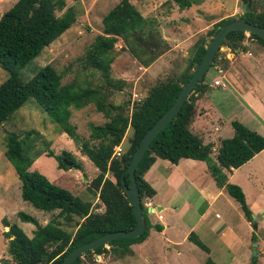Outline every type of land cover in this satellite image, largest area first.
Listing matches in <instances>:
<instances>
[{"label":"trees","instance_id":"trees-1","mask_svg":"<svg viewBox=\"0 0 264 264\" xmlns=\"http://www.w3.org/2000/svg\"><path fill=\"white\" fill-rule=\"evenodd\" d=\"M171 1L180 11L198 2ZM240 1L248 4V11L244 8L238 18L229 17L214 23L205 36L195 43L183 72L153 86L142 100L122 104L112 102L115 91H121L124 86L123 82L111 77L118 41L123 42L121 49L144 68L170 49L155 29L153 21L144 18L128 0H121L102 18V34L95 37L86 52L85 66L98 72L102 79V83L96 86L82 85L75 80L62 84V75L49 65L37 70L27 80L22 76L33 60L75 23L76 13L72 7L66 8V0H18L0 15V69L7 73V78L0 84V126L27 102H34L61 133L77 143L81 155L94 165L97 175L88 187L104 207L101 213L92 212L88 200L52 184L38 172L29 171L34 159L24 147L26 142L15 133L7 134L4 157L13 166L21 183L22 201L39 211H57V214L41 226L34 217L18 212L20 222L34 225L32 237H28L17 224L3 220V226L8 228L3 236L7 239V254L12 261H4L5 264H61L71 251L85 243L112 232L130 231L136 227L132 206L123 190L122 180L125 186H129V177L124 171L143 136L169 110L197 70L217 30L235 20L264 28V0ZM245 37L242 31L227 34L208 70L182 108L149 144L134 171L141 202L146 198L151 199L156 193L144 179L156 159L171 164H177L181 159L202 161L207 164L216 186L224 189L238 203L246 221H252L253 214L242 189L228 183V174L264 150V137L233 120L230 122L232 137L222 139L214 150L213 145L205 144L203 138L190 129L197 115V101L207 89L204 82L206 74L215 64L224 60L219 54L220 49L227 47L234 53L240 48L244 50L242 43ZM248 37L264 47V41L257 35L249 34ZM89 105H93L95 112L106 121L101 125H89L88 138L82 139L70 122L71 113L72 110H81ZM128 129L132 131L128 147L116 155L115 148H120ZM31 135L39 138L38 134L29 131L24 139L28 140ZM47 156L54 157L59 170H82L80 161L69 151L63 150L55 155L47 150ZM143 218L146 227L137 238L115 239L106 246L87 252L72 264H83V257L91 254H113L117 259L129 255L130 246L142 243L149 235V223L144 215ZM153 229L161 232L163 227L155 225ZM188 239L209 253V249L193 233ZM252 242H256L255 238H252ZM204 264L216 263L208 258ZM250 264H258L257 258Z\"/></svg>","mask_w":264,"mask_h":264},{"label":"rangeland","instance_id":"rangeland-1","mask_svg":"<svg viewBox=\"0 0 264 264\" xmlns=\"http://www.w3.org/2000/svg\"><path fill=\"white\" fill-rule=\"evenodd\" d=\"M17 1L0 0V15ZM66 1V8L72 7L76 13L75 23L45 48L23 71L22 76L27 80L37 70L49 65L62 75V84L75 80L82 85H99L102 83L100 74L85 66L84 58L95 37L102 34V18L121 0ZM128 1L144 18L153 21L155 29L168 44L170 43L169 48L172 50L169 49L149 67L144 68L121 49L124 45L119 40L115 46L116 59L111 67V77L123 82L124 86L121 91H115L112 100L115 104L142 100L153 86L178 76L185 69L197 40L205 36L214 23L229 17L238 18L244 11L240 0H198L197 4L183 11L178 10L171 0ZM248 36L246 34L242 43L244 50L240 48L236 53H231L224 47L220 49L219 54L224 60L207 72L204 81L207 86L206 92L197 101V115L192 133L200 131L204 140L213 145L214 150L222 139L232 137L230 122L233 120L241 122L248 129L264 137V47ZM219 68L222 70L221 73L216 70ZM6 78L7 73L0 69V84ZM215 80L223 83L225 88L214 86ZM105 121L101 114L95 112L93 105L81 110H72L70 118L71 124L76 127V133L82 139L88 138L89 125H101ZM213 124L220 126L219 132L214 131ZM29 131L38 134L39 138L31 135L25 140ZM9 133H15L20 140L26 142L24 147L34 159L29 171L38 172L52 184L68 190L74 196L88 200L91 202L92 212L104 211L97 195H92L88 187L97 175L94 165L81 155L77 143L61 133L34 102H27L10 120L0 126V264H5L4 261L12 262L7 254V239L3 236L8 230L3 226V220L9 224H17L30 237L35 227L30 223L20 222L18 212L34 217L41 226L57 214V211L53 213L39 211L22 201L21 183L13 166L4 157L5 137ZM131 135L132 131L128 129L120 153L127 149ZM47 150L55 155L63 150L69 151L80 161L82 170L57 169L54 157L47 156ZM193 168L185 167L181 171L189 179L198 176L201 182L193 181L194 185L199 187V184H203L208 190L211 186L210 192L217 196L214 199L206 198L190 184L179 186L178 172H174L172 177L175 186L167 190L159 177L158 183L154 185L159 197L155 196L151 201L152 208L157 212H148L149 198H146L141 203L143 215L149 223L152 241L163 242L164 237L153 232V227L155 225L163 227L161 224L163 222L170 226L167 237L170 235V240L176 246H170L167 252L164 249H156L148 258L153 259L156 264H204L208 258L216 264H250L253 245H256L254 258H257L258 264H264V216H261L263 214L261 212L264 211V151L233 171L228 178V183L242 189L247 205L255 213L252 217L258 224L256 230H253L252 221L250 224L245 223L238 203L226 191L222 190L218 195V189L208 172V167L205 173ZM152 170L155 169L152 167ZM152 173H149V179L154 175ZM204 174L208 176L209 183L202 177ZM158 206H163L164 209L158 211ZM257 208H260L259 212ZM158 214L163 217L162 221L158 219ZM192 227L194 230H190ZM192 233L209 249V253L201 251L184 236L186 234L190 236ZM252 238H255V243L252 242ZM143 259L144 256L138 254L133 262L143 264ZM116 260L117 257L113 254H91L83 257V264H112ZM127 262H132V259L126 257L117 264Z\"/></svg>","mask_w":264,"mask_h":264},{"label":"water","instance_id":"water-1","mask_svg":"<svg viewBox=\"0 0 264 264\" xmlns=\"http://www.w3.org/2000/svg\"><path fill=\"white\" fill-rule=\"evenodd\" d=\"M242 8H246L248 11V4H242ZM234 31H242L245 34H254L260 37L264 41V28L249 24L247 22L235 20L229 23H226L221 28L217 30L215 35L212 37L206 52L197 68L194 72L191 79L184 85L178 97L176 98L173 105L169 108V110L161 116V118L146 132V134L141 139L138 148L134 152L131 161L124 171V173L128 174L129 177V186L124 185V181L122 180L123 190L128 198L130 205L132 206V211L136 219V227L130 231H117L106 234L97 238L91 242L85 243L73 251H71L61 262V264H72L77 258L86 254L89 251H92L96 248L106 246L111 241L118 238H127L134 239L140 236L145 230V221L142 215V207L141 200L139 197V191L136 187L134 171L143 158L145 152L147 151L149 144L153 140V138L171 121V119L179 112L182 108L184 102L193 91L195 86L199 83V80L204 76L209 66L211 65L213 58L217 51L219 50L223 40L230 32ZM228 49L227 47H224ZM231 53H234L230 50ZM160 209V208H159ZM152 209H148V212H152ZM85 217V216H84ZM253 226V230L257 228V221L252 219L251 222ZM256 245H253L252 251V261L254 260V256L256 255L255 250Z\"/></svg>","mask_w":264,"mask_h":264},{"label":"crops","instance_id":"crops-1","mask_svg":"<svg viewBox=\"0 0 264 264\" xmlns=\"http://www.w3.org/2000/svg\"><path fill=\"white\" fill-rule=\"evenodd\" d=\"M170 46V43L168 44ZM172 49H170L171 51ZM169 51V50H168ZM195 122V120H194ZM194 122L192 123L191 125V131H194ZM193 126V127H192ZM213 127L214 128V131L215 132H219L220 130V126L218 124L214 125L213 124ZM196 130V129H195ZM207 132H210V131H207ZM195 134L199 135L200 137L203 138V135L200 131H195L194 132ZM203 142L205 144H207L208 142H206L203 138ZM120 149H122V146H120ZM264 151V150H263ZM254 158V157H253ZM252 158V159H253ZM159 161H162V162H159ZM248 163V162H247ZM245 165V164H244ZM190 166H193L194 168L196 169H200L202 170L204 173H205V169H207V165L202 162V161H195V160H190V159H181L177 164H171L170 162L166 161V160H162V159H156V161L154 162V164L151 166V168L145 173L144 175V179L145 181H147L149 183V185H151V187L155 190L156 192V187H154V185H156L158 182L157 180L159 179V177L161 178L160 179V182L163 183V185L166 187V190L169 189V188H173L175 186L174 182L172 181V177H173V173L174 172H178L180 173V177L179 178V186H184V185H192L194 187H196L194 185V182L193 181H196V182H201L200 179H198V176H195V178L193 179H189L181 170L185 167H188L190 168ZM152 167L153 169L155 170H152ZM242 167V166H241ZM193 168V169H194ZM239 169V168H238ZM237 170V169H236ZM153 171V173H152ZM207 171V170H206ZM233 171H235V169L232 170L231 173L228 174V178L231 177ZM149 173H152L154 174L153 176H151V178L149 179L148 176L150 175ZM158 175V177H157ZM205 175V174H204ZM203 178L207 179L208 183H209V178L207 175L205 176H202ZM201 178V179H203ZM214 181V180H213ZM200 186L199 187H196V190L199 191V193L203 194V197H213V199L217 196L216 194H214L213 196V193L210 192L211 190V186H210V190L207 189V186L204 187L203 184H199ZM217 187V186H216ZM218 195L221 194L222 190L224 189H221V188H218ZM174 190V189H173ZM225 191V190H224ZM176 192V191H174ZM158 196V193L156 192L154 197ZM152 197L150 199V202L153 201V198ZM210 206V204H209ZM160 208V209H159ZM158 211H161L164 209L163 206H158L157 207ZM258 209V212L260 211V208H257ZM252 212V210H251ZM261 213H263L261 216H264V211H262ZM252 214L254 215L255 213L252 212ZM163 220V217L162 219H160V221ZM246 220V219H245ZM261 222V221H260ZM246 224H250V222L246 221L245 222ZM163 225V230L161 232H157L153 229V232L157 235H160L162 237H164L163 239V242L160 241V240H155V241H152L153 238H150V234L148 235L147 239L144 240L142 243H138V244H134L132 246H130V250H131V253L123 258H120V259H117L116 261H114L112 264H117L119 263L120 261L124 260L126 257L132 259V262H127V264H134L133 262V259L135 257H137L138 254H142L144 256V259H143V264H156V262L152 261L153 259L151 258H148L149 254L151 252H153L154 250H160V249H164V251H169L170 250V246H176V244H174L173 241L170 240L171 236L169 235V237H167V232L169 231L170 229V226L169 225H165L163 222L161 223ZM258 225V224H257ZM219 227V226H218ZM216 227V228H218ZM193 229L194 230V227L190 228V230ZM213 229V228H212ZM34 231V230H33ZM224 231H222L221 233L223 234ZM185 237L189 235H184ZM32 237V235L30 236ZM155 238V237H154ZM151 239V241H150ZM157 239V238H155ZM150 241V242H149ZM202 251V250H201ZM106 261V260H105ZM104 262V261H103Z\"/></svg>","mask_w":264,"mask_h":264},{"label":"built area","instance_id":"built-area-1","mask_svg":"<svg viewBox=\"0 0 264 264\" xmlns=\"http://www.w3.org/2000/svg\"><path fill=\"white\" fill-rule=\"evenodd\" d=\"M216 68V67H215ZM217 70V72L218 73H221L222 71H221V69L219 68V69H216ZM213 85L214 86H216V87H221V88H225V85L223 84V83H221L219 80H215L214 82H213ZM136 96V95H135ZM119 153H120V148L118 147V148H116V151H115V154L116 155H119ZM148 199V198H147ZM148 203H147V206H148V208H150V209H153V212H157V210L155 209V208H152V206H151V202H150V199H148ZM162 217H161V215H159L158 214V219L160 220Z\"/></svg>","mask_w":264,"mask_h":264},{"label":"clouds","instance_id":"clouds-1","mask_svg":"<svg viewBox=\"0 0 264 264\" xmlns=\"http://www.w3.org/2000/svg\"><path fill=\"white\" fill-rule=\"evenodd\" d=\"M222 71V70H221Z\"/></svg>","mask_w":264,"mask_h":264}]
</instances>
